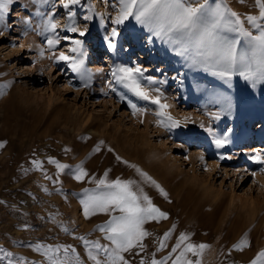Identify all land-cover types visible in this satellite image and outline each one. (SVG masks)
Here are the masks:
<instances>
[{
	"label": "rangeland",
	"instance_id": "obj_1",
	"mask_svg": "<svg viewBox=\"0 0 264 264\" xmlns=\"http://www.w3.org/2000/svg\"><path fill=\"white\" fill-rule=\"evenodd\" d=\"M224 3L241 18L258 15L255 0ZM73 11L75 25L86 30L82 37L65 31L69 21L60 0H14L6 15L10 27L0 36V264H49L43 249L35 250L37 244L62 246L60 259L69 248L68 264H77V257L79 264H95L79 237L109 244L98 229L110 215L86 218L79 201L84 189L96 187L93 178H104L105 172L109 181H135L133 190L143 189L168 217L145 223L150 235L144 250L124 254L130 264L169 256L172 264L181 234L187 242L209 246L201 264H252L264 252V164L252 159L257 151L264 158V85L189 67L132 18L113 24L115 0H81ZM53 13L60 37L82 41L83 67L92 73L87 87L67 63L50 59L46 39L52 33L37 34ZM114 27L119 35L109 51L105 37L111 38ZM70 40L61 39L57 56L73 55ZM118 65L140 66L145 77L164 81L153 87L161 89V103L179 121L177 127L159 125L157 105L115 83L111 72ZM129 102L146 111L133 115ZM218 138L227 143L218 148ZM50 159L68 168L58 174ZM32 161H40L42 169ZM78 165L88 173L81 182L73 178ZM245 238L249 246L237 250Z\"/></svg>",
	"mask_w": 264,
	"mask_h": 264
},
{
	"label": "snow or ice",
	"instance_id": "obj_2",
	"mask_svg": "<svg viewBox=\"0 0 264 264\" xmlns=\"http://www.w3.org/2000/svg\"><path fill=\"white\" fill-rule=\"evenodd\" d=\"M39 2L47 3L48 0H39ZM115 2L118 11L112 20L113 24L122 25L129 18L134 19L138 25L147 30L150 39L154 37L162 44L168 45L175 54L188 62L189 67L201 68L221 79L230 80L234 75H239L253 87L258 84L264 85V0H255L258 15H247L244 18L232 11L224 3V0H115ZM12 3L14 0H0V36L4 35L5 28L10 27L6 22V15L9 12V5ZM60 3L67 10L69 21L65 31L78 33L81 37L84 36L86 30L80 31L74 23L73 6L80 5L81 0H60ZM91 18V16H86L85 20ZM24 23L28 25V29H31V24L27 19L24 20ZM245 24L248 27H245ZM38 27V35L45 36L52 33L46 39L47 49L51 53L50 59H54L55 62L64 61L67 63L74 72L79 74L84 86L87 87L92 73L83 67L82 41L70 40L68 36L60 37L57 34L58 24L54 13L48 15L47 19ZM118 35L119 32L114 27L111 31V38L105 37L108 41L109 51L115 49L112 40ZM61 39L70 40L72 46L68 51L73 55H66L63 51L58 56L56 55L55 49L60 44ZM39 55L41 59L44 58L45 51L43 48ZM144 71L140 66L118 65L112 69L111 75L116 84L135 97L158 106L159 111L156 112V115L160 118L157 121L159 125L177 127L179 121L167 115L168 105L161 103L163 96L161 89L153 87L157 84H163L164 81H157L151 76L145 77ZM145 80L146 84L142 83ZM8 86L4 85L5 88ZM111 90L117 93L121 100L125 99V96L117 92L115 87H112ZM129 107L133 110V115L143 114L146 111V109L137 108L131 102H129ZM165 122L167 123L165 124ZM226 143V138L215 140L218 148L223 147ZM2 147L4 144L0 143V148ZM95 151H99V148H96ZM117 159L120 158L117 157ZM252 159L258 164H264V158L261 157L259 151ZM49 163L55 164L58 174L68 168V165L51 159ZM32 164L36 169L43 167L40 161H32ZM136 171L145 180L154 184L162 195H167L146 173L141 172L138 168ZM86 176L88 173L82 165H78L74 169L73 178L76 181L81 182ZM107 176L108 173L105 172L104 178L99 180L93 178L96 187L84 189L79 202L86 218L97 213L110 215V219L98 229L104 233V239L109 244L101 245L99 241H88L84 237H79V239L84 242L88 249V257L95 264H130L124 254L131 253L133 249H139L141 252L144 250L143 241L145 237L150 235L144 229L145 223L167 219L168 217L165 212L152 203L143 189L133 190L135 181L120 179L109 181ZM45 178L52 179L47 175ZM44 191L47 192V189ZM170 235V232L165 233L160 242V250L165 247L164 241ZM188 240L187 235H180L176 245L172 248V253L179 250V254L172 260V264H201L200 257L209 246L193 244L187 242ZM248 246V240L245 238L235 247L237 250H242ZM61 247H45L37 244L35 250L40 252L43 249V255L49 264H68L69 248H63L64 259H60L57 254L61 252ZM71 251L74 253L75 249H71ZM101 253L103 260L98 258ZM136 254L139 255V252ZM188 254L196 259H189ZM5 255L11 256V253H5ZM76 259L77 264H79V258ZM169 259L172 257L169 256L165 260L153 258L151 264H167ZM140 264H145V261L141 260ZM252 264H264V252L259 253Z\"/></svg>",
	"mask_w": 264,
	"mask_h": 264
},
{
	"label": "bare ground",
	"instance_id": "obj_3",
	"mask_svg": "<svg viewBox=\"0 0 264 264\" xmlns=\"http://www.w3.org/2000/svg\"><path fill=\"white\" fill-rule=\"evenodd\" d=\"M115 3H116V2H115ZM127 22H128V21H127ZM124 24H125V22H124ZM122 25H123V24H122ZM133 28H134V27H133ZM136 29H137V28H136ZM67 84H68V81H66L64 85L66 86Z\"/></svg>",
	"mask_w": 264,
	"mask_h": 264
}]
</instances>
